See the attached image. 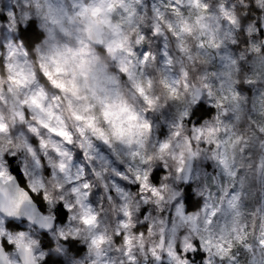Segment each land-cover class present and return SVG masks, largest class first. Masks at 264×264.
Wrapping results in <instances>:
<instances>
[{
	"label": "clouds",
	"instance_id": "clouds-1",
	"mask_svg": "<svg viewBox=\"0 0 264 264\" xmlns=\"http://www.w3.org/2000/svg\"><path fill=\"white\" fill-rule=\"evenodd\" d=\"M0 264H264V0H0Z\"/></svg>",
	"mask_w": 264,
	"mask_h": 264
},
{
	"label": "trees",
	"instance_id": "trees-1",
	"mask_svg": "<svg viewBox=\"0 0 264 264\" xmlns=\"http://www.w3.org/2000/svg\"><path fill=\"white\" fill-rule=\"evenodd\" d=\"M16 171L18 172V169ZM189 199H191V198H189ZM61 219H63V215L61 216Z\"/></svg>",
	"mask_w": 264,
	"mask_h": 264
}]
</instances>
